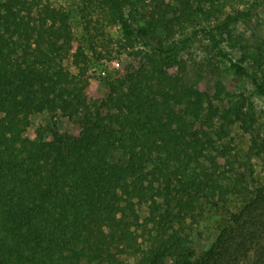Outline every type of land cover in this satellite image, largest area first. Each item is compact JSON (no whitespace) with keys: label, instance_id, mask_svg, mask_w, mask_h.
Listing matches in <instances>:
<instances>
[{"label":"trees","instance_id":"1","mask_svg":"<svg viewBox=\"0 0 264 264\" xmlns=\"http://www.w3.org/2000/svg\"><path fill=\"white\" fill-rule=\"evenodd\" d=\"M98 1L126 40L150 47L132 53L104 99L90 94V59L67 11L0 0V264H241L249 243L264 264V185L236 183L231 223L205 253L191 246L203 201L225 193L234 170L232 127L264 154L254 101L232 92L248 79L264 97V55L242 44L236 60L222 47H237L232 26L249 11L228 14L217 33L201 29L235 72L226 84L219 65L189 68L181 52L192 37L175 39L186 22L217 16L216 0H160L144 25L128 0ZM59 111L75 134L29 133L35 114Z\"/></svg>","mask_w":264,"mask_h":264},{"label":"rangeland","instance_id":"2","mask_svg":"<svg viewBox=\"0 0 264 264\" xmlns=\"http://www.w3.org/2000/svg\"><path fill=\"white\" fill-rule=\"evenodd\" d=\"M54 6L67 11L70 17L74 36L88 55L89 76L91 78L90 94L94 97L104 99L109 94L108 83L118 71L125 68L134 60L133 52L143 49L148 51L150 47L143 46L140 40L130 42L126 40L119 24L115 23L110 16L100 7L98 0H49ZM160 0H128V9L133 12L139 25H144V16H148L155 9ZM169 2L171 0H165ZM219 5L217 16L210 21L202 17H196L186 22L183 27H177L175 39L188 40L187 46L182 50L181 55L187 61L189 68L198 63L206 61L209 64L219 65L223 71V79L226 84L236 78L234 70L228 60L218 57L203 27L217 33L215 27L219 21L226 18L228 14L238 11H249V14L240 23L232 26L234 37L237 38V47L233 42L227 41L222 47L236 60L244 58L243 50L239 49L245 44L249 51H258L264 55V0H216ZM176 3V0H172ZM118 61L120 66L115 67L114 62ZM66 65L76 71L71 61ZM106 69V75L102 70ZM123 71V70H122ZM264 82V76L261 75ZM232 92L240 95L243 93L254 101L256 109V128L264 138V97L258 95L255 86L248 79L235 80L232 82ZM202 89L208 88V84L202 83ZM219 106L227 104V99L215 100ZM2 114H0V117ZM42 128L46 132V138L50 139L52 130H59L63 133L75 134V126L72 121L60 111L57 113L42 112L32 117L29 133ZM231 137L233 138L234 151L232 161L234 170L227 181L225 193L217 194L212 198L203 201L200 208V221L194 226L191 234V246L199 254L208 251L222 229L231 223L232 212L238 211L242 205L235 193V184L246 185L251 189L264 185V154H257L250 150L251 135L246 133L239 123L232 127ZM141 214L145 217L148 209L144 206ZM258 242L264 243V235L258 238ZM257 248L253 243L248 244L250 250L248 256L241 255V264H261L257 261L255 253ZM256 261V262H255Z\"/></svg>","mask_w":264,"mask_h":264},{"label":"built area","instance_id":"3","mask_svg":"<svg viewBox=\"0 0 264 264\" xmlns=\"http://www.w3.org/2000/svg\"><path fill=\"white\" fill-rule=\"evenodd\" d=\"M114 66H115V67H119V66H120V63H119L118 61H115V62H114ZM106 73H107L106 69H103V70H102V74H103V75H106Z\"/></svg>","mask_w":264,"mask_h":264}]
</instances>
